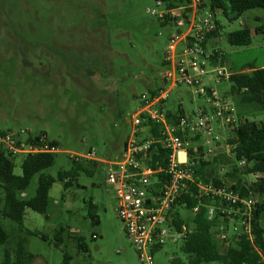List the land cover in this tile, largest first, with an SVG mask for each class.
Returning <instances> with one entry per match:
<instances>
[{
  "label": "rangeland",
  "instance_id": "obj_1",
  "mask_svg": "<svg viewBox=\"0 0 264 264\" xmlns=\"http://www.w3.org/2000/svg\"><path fill=\"white\" fill-rule=\"evenodd\" d=\"M226 3V0H222ZM154 0H0V132L28 136L43 133L57 144L52 167L33 176L28 188L18 195L30 200L36 194L41 174L54 179L48 194L46 218L29 209L23 217V230L0 217V226L9 236L10 246H0V264L5 251L14 247L19 237L26 240V250L33 255L30 264H138L115 208L113 190L105 184L101 166L94 175L80 172L72 187L57 180L59 172L71 169L69 153L83 154L93 149L99 158H114L130 133L129 120L141 96L164 86V53L172 30L162 27L150 15ZM262 17L261 10L249 11L234 19L216 12L220 37L210 43L223 56L218 67L231 74L249 66L264 68V42L252 33L246 47H232L228 34L244 26L252 30ZM83 49L77 57L75 72L48 75L49 51L61 52L66 62L72 52ZM57 77L61 79L58 81ZM210 86L227 96L242 119L264 124V109L241 105L231 97L230 84L223 81ZM178 106L185 115L195 116L206 108L205 100L187 88L174 89L165 105L167 112ZM241 119V120H242ZM230 128L219 127L215 153L224 161L230 156L225 140ZM22 156L13 160V174L21 175ZM252 181V178L247 177ZM0 199L3 191L0 189ZM94 205L90 211L89 204ZM1 210V207H0ZM182 219L190 212L180 210ZM96 217L98 225H93ZM60 233L62 243L56 242ZM75 239H81L79 244ZM172 257L186 259L178 246L167 245L157 253V264H170ZM14 262L11 259L10 263Z\"/></svg>",
  "mask_w": 264,
  "mask_h": 264
},
{
  "label": "built area",
  "instance_id": "obj_2",
  "mask_svg": "<svg viewBox=\"0 0 264 264\" xmlns=\"http://www.w3.org/2000/svg\"><path fill=\"white\" fill-rule=\"evenodd\" d=\"M154 1L150 15L172 30L163 59L164 86L154 97L141 96L129 120L130 133L118 156L99 158L89 149L83 154L69 153L68 159L101 165L105 184L114 193L116 216L138 264H157L154 261L157 253L186 238L190 231L184 226L177 230L173 217L177 203L191 186H195V198L199 202L204 198L216 202V206H207L206 216L212 223V238L224 249L237 243L241 234L252 240L251 222L256 203L251 196L244 198L223 183L215 186L197 183L190 162L191 155L199 154L198 146L190 138L199 136L200 159L205 162L215 155V144L220 139L218 128L238 124L233 104L210 86L227 81L232 75L218 67L222 54L209 48L215 40L208 39L216 30L213 12L202 0H185L175 8H169L162 0ZM215 54L220 57L217 63H212ZM180 87L203 98L207 110L198 109L195 116L184 114L169 123L165 105L169 94ZM149 126L157 127L156 137L148 133ZM20 135L24 132H0V152L13 158L59 152L45 134L28 136L24 141ZM159 151L165 155L154 159ZM243 165L239 163L240 167ZM223 172L224 168L217 172L219 180ZM200 206L201 203L190 211L191 220L199 214Z\"/></svg>",
  "mask_w": 264,
  "mask_h": 264
},
{
  "label": "trees",
  "instance_id": "obj_3",
  "mask_svg": "<svg viewBox=\"0 0 264 264\" xmlns=\"http://www.w3.org/2000/svg\"><path fill=\"white\" fill-rule=\"evenodd\" d=\"M169 8H175L183 5L185 0H162ZM205 7L213 12L216 18V12L220 11L223 16H227L228 12L233 14L237 19L249 11L261 10L262 17L256 19L259 26L251 29L248 26L230 33L226 40L232 47H246L250 43L252 33L259 35L264 42V0H202ZM216 30L208 37L209 40L220 37L221 27L215 21ZM162 27L166 24L160 23ZM219 54H215L211 59L212 63H217ZM223 61V58H222ZM230 84L229 95L233 97L238 104L256 105L264 109V68L256 69L249 66L246 70L237 74H232L228 80ZM157 90L148 92L149 97L158 94ZM227 98V96H223ZM228 99V98H227ZM233 104V103H232ZM234 106V105H233ZM235 108V107H234ZM205 112L207 109L202 108ZM238 124L230 128V135L225 140V144L230 147L227 161H224L220 152L215 153L207 161L200 159L202 149L199 146L201 141L199 136L190 138L194 145L198 146L199 154L191 155L190 162H193L192 169L194 178L197 183L204 185H217L223 183L225 186L241 193L242 197L251 196L255 200V210L253 221L251 222L252 240L250 241L246 235H239V241L230 245L228 248H222L210 234L211 222L207 220V206L217 205L216 202L209 198H204L200 202L195 198L196 188L191 186L188 192L181 197L174 212L173 225L179 230L184 226L190 231L186 238L179 243L180 252L186 259V264H264V124H253L246 119H242L236 111ZM184 115V112L178 106L175 112H167L166 118L172 123L178 116ZM242 119V120H241ZM157 127L149 126L148 133L154 137L157 134ZM43 134V133H40ZM147 135L146 137H149ZM52 145L57 147L55 142ZM165 154L161 151L158 156L154 155V159L162 157ZM13 157L6 156L0 152V189L3 191V199H0V217L8 219L19 228V232L23 230V217L26 209L37 214L45 216L48 206V194L54 184V179L50 176L41 174L38 179L35 196L27 201L19 200L18 195L22 194L29 186L34 175L53 166L55 154H44L37 156H26L20 165L21 175L13 174ZM71 169L66 172H59L57 180L65 182V188L73 186L80 172L87 176L94 175L98 166L95 162H73ZM243 162L242 167L239 163ZM224 168L221 180L217 178V172ZM252 178V181L247 180ZM199 203L200 212L193 219H182L179 209L191 211ZM90 211L94 210V205L89 204ZM93 219V225H98L96 217ZM57 234L56 242L61 244L60 233ZM78 242L81 239H75ZM9 236L0 226V246H10ZM79 249L82 245L79 244ZM14 260V262L10 261ZM33 255L26 250V240L19 237L14 247L5 251L4 264H30ZM69 258L64 257V264H67ZM170 264H185L180 258L172 257Z\"/></svg>",
  "mask_w": 264,
  "mask_h": 264
},
{
  "label": "crops",
  "instance_id": "obj_4",
  "mask_svg": "<svg viewBox=\"0 0 264 264\" xmlns=\"http://www.w3.org/2000/svg\"><path fill=\"white\" fill-rule=\"evenodd\" d=\"M253 17H254V21H256V19H260V17L257 16H253ZM75 50L76 52H72L69 55L70 61L68 63H65L66 62L65 57L62 56L61 52L58 53L56 51H49L45 57L47 58V66H46L47 74L49 76L52 74H57V75L64 74L66 68H69L75 72L74 69H76V65H77L76 58L81 56V52H84L83 49L77 50V47H75ZM57 79L58 81H61L59 77H57Z\"/></svg>",
  "mask_w": 264,
  "mask_h": 264
}]
</instances>
